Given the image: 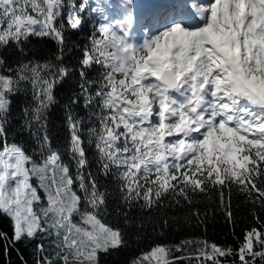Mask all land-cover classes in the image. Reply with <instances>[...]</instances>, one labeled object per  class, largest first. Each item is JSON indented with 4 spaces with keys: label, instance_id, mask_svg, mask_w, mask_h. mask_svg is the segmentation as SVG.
<instances>
[{
    "label": "snow or ice",
    "instance_id": "snow-or-ice-1",
    "mask_svg": "<svg viewBox=\"0 0 264 264\" xmlns=\"http://www.w3.org/2000/svg\"><path fill=\"white\" fill-rule=\"evenodd\" d=\"M66 2L0 0V46L15 43L23 52L22 43L30 35L49 36L62 45L64 25L56 21ZM125 5L126 14L114 23L103 8H91L105 22L81 61L103 69L96 93L98 126L90 129L100 170L107 175L114 168L123 199L143 201L145 209L169 197L191 204L194 195L217 188L232 223L233 185L264 208V0H181L158 27L146 23L139 42L132 35L133 0ZM71 7L68 24L75 29L83 22L79 12L86 5ZM52 67L50 62L29 61L14 70L5 68L0 57V69L10 73L0 72V137H6L2 116L8 111L7 97L22 80H31L37 90L33 120L43 119L54 101L55 79L42 73ZM66 73L58 69L59 76ZM69 119L75 175L55 152L37 162L5 140L0 149V214L11 220L12 236L0 233V239L16 243L46 232L55 240L53 256L43 264H99L98 253L126 241L119 228L102 218L106 193L85 171L89 161L80 122ZM193 214L201 216L195 209ZM253 215L260 228L246 229L237 248L184 239L156 244L129 264H229L224 257H238L240 264H256L259 258L264 264V222ZM38 248L45 251L43 245Z\"/></svg>",
    "mask_w": 264,
    "mask_h": 264
},
{
    "label": "trees",
    "instance_id": "trees-1",
    "mask_svg": "<svg viewBox=\"0 0 264 264\" xmlns=\"http://www.w3.org/2000/svg\"><path fill=\"white\" fill-rule=\"evenodd\" d=\"M81 3L86 5L79 12L83 22L73 29L68 24L69 13L73 11L71 5L78 7ZM92 7L102 8V1L68 0L65 3L56 21L57 26L64 25L62 45L49 36L30 35L22 43L23 52L15 43L0 46V57L5 61V68L15 70L21 63L29 61L39 64L50 62L53 67L42 74L48 79H55L52 89L54 101L44 111L43 119L39 122L32 117V109L37 106L38 99L31 80L20 81L18 88L8 95V111L2 116L6 137H0V149L6 140L8 144L22 147L37 162H41L50 152H55L59 161L68 165L75 175L77 165L70 151L72 131L69 117L80 122L79 134L89 161L85 171L92 173L100 191L106 193V203L101 208L102 218L113 228H119L126 241V245L98 253L99 264H129L141 251H148L156 244L174 245L184 239L200 238L222 247L231 245L237 248L238 242H243L246 229L260 228L253 213L264 222V208L238 191L236 185L231 189L233 217L232 223H229L221 208L217 188L194 195L191 204L182 199L176 203L169 197L161 205L145 209L142 207L143 201L129 203L123 199L114 168L107 175L100 170L96 138L91 135L90 129L98 126L100 107L96 93L103 83V69L97 64L84 66L81 63L85 50L92 48L93 38L99 37L100 14L93 13ZM61 67L67 70L66 75L59 76L58 69ZM0 72L10 74L4 69H0ZM89 97L92 99L90 104L86 103ZM45 135L48 137L46 145L43 144ZM33 183H38L35 177ZM227 192L225 189L226 196ZM194 209L201 213L199 219L193 214ZM75 219L79 221L78 216ZM164 221H167V226H164ZM0 233L12 236V222L3 214H0ZM54 240L55 236L46 232L16 243L0 239V264H43L45 257L51 259L53 256ZM38 245H43L45 251L41 252ZM221 259L229 264L233 261L234 264H240L238 257ZM54 264L60 262L55 261ZM176 264L186 262L178 261ZM256 264H260L259 258Z\"/></svg>",
    "mask_w": 264,
    "mask_h": 264
},
{
    "label": "rangeland",
    "instance_id": "rangeland-1",
    "mask_svg": "<svg viewBox=\"0 0 264 264\" xmlns=\"http://www.w3.org/2000/svg\"><path fill=\"white\" fill-rule=\"evenodd\" d=\"M101 1L103 4L102 8L104 9V16H106L108 20L112 21L113 23L117 19H122L123 16L126 14L125 0H101ZM133 1L141 2L142 6L146 3V0H133ZM99 18L101 20V23L105 22L103 16L100 15ZM150 20H153V18H150L148 22H150ZM135 36L139 37V39L141 40L139 35L135 34Z\"/></svg>",
    "mask_w": 264,
    "mask_h": 264
},
{
    "label": "bare ground",
    "instance_id": "bare-ground-1",
    "mask_svg": "<svg viewBox=\"0 0 264 264\" xmlns=\"http://www.w3.org/2000/svg\"><path fill=\"white\" fill-rule=\"evenodd\" d=\"M135 3V2H134ZM174 3H172L171 4V6H170V9H172V5H173ZM172 13H173V11H171ZM134 17V16H133ZM152 16H149V18H151Z\"/></svg>",
    "mask_w": 264,
    "mask_h": 264
}]
</instances>
